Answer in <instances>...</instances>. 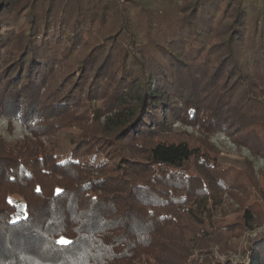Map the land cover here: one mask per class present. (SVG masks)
<instances>
[{
	"label": "trees",
	"instance_id": "obj_1",
	"mask_svg": "<svg viewBox=\"0 0 264 264\" xmlns=\"http://www.w3.org/2000/svg\"><path fill=\"white\" fill-rule=\"evenodd\" d=\"M0 118L27 132L0 136V264H236L264 221V0H0Z\"/></svg>",
	"mask_w": 264,
	"mask_h": 264
},
{
	"label": "rangeland",
	"instance_id": "obj_2",
	"mask_svg": "<svg viewBox=\"0 0 264 264\" xmlns=\"http://www.w3.org/2000/svg\"><path fill=\"white\" fill-rule=\"evenodd\" d=\"M175 127H178L179 125L175 124ZM189 132H192L190 128L185 129ZM74 131H68L60 134L59 136V145L56 149V156L58 158L59 162H63L68 156L71 148V139L74 136ZM27 132L25 129L17 122L14 121L12 124L11 129L8 127V124L6 120L3 118H0V136L3 137L7 142L13 143L18 139H21L22 137L26 136ZM212 142L214 145L218 148L219 151L225 149L229 150L231 153L234 151V147L232 144L229 143L226 136L223 134H216L212 138ZM241 155L243 157L248 158L252 161V158L248 156V152L245 150H242ZM81 162L88 163L94 167L100 165L103 160L101 157H91L83 159ZM254 170L256 173H258L257 178L259 180H264V175L260 172L263 170V160L258 158L254 159L253 161ZM235 207L229 206L228 204L224 203L221 209H213L209 202H205L202 207V217L206 220L212 221L215 224H223L229 220H231L233 217L238 215L240 212L234 213ZM260 236H264V221L263 222H256L251 227H247L246 230H244L241 234V236L235 241L237 245V250L234 251H228L226 254H215L216 258L219 260L229 259L230 261L238 264H246L247 263V255L244 254L246 250V246L248 242L251 240H254Z\"/></svg>",
	"mask_w": 264,
	"mask_h": 264
},
{
	"label": "snow or ice",
	"instance_id": "obj_3",
	"mask_svg": "<svg viewBox=\"0 0 264 264\" xmlns=\"http://www.w3.org/2000/svg\"><path fill=\"white\" fill-rule=\"evenodd\" d=\"M59 191H60V190H57L58 193H59ZM59 243H61V244H67V243H69V241H67L66 239H61V240L59 241Z\"/></svg>",
	"mask_w": 264,
	"mask_h": 264
}]
</instances>
